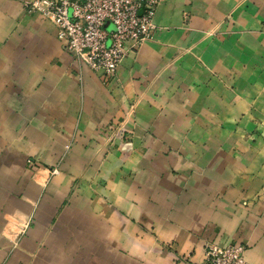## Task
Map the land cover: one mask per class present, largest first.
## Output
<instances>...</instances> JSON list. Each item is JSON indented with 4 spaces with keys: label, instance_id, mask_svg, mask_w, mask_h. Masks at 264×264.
Masks as SVG:
<instances>
[{
    "label": "crops",
    "instance_id": "crops-1",
    "mask_svg": "<svg viewBox=\"0 0 264 264\" xmlns=\"http://www.w3.org/2000/svg\"><path fill=\"white\" fill-rule=\"evenodd\" d=\"M24 1L0 0V264H121L122 245L131 255L153 245L124 215L138 216L141 206L190 264H206L205 236L219 246L244 244L247 263L264 264V217L235 209L234 167L217 168L212 141L198 146L208 148L213 172L178 188L153 161L159 155L181 164V152L173 157L168 148L186 152L194 145L201 95L221 83L212 75L235 83L232 92L226 87L239 97L226 99L233 110L250 117L251 104L264 103V0H163L156 30L138 49L127 44L115 77L80 61L58 39L56 25L27 12ZM133 100L151 133H134L130 178L121 177L114 156L104 166L113 173L107 181L90 169L74 190L72 173L89 168L103 126ZM68 142L73 148L53 175ZM217 169L229 176L219 177ZM164 257L169 263L171 253Z\"/></svg>",
    "mask_w": 264,
    "mask_h": 264
},
{
    "label": "rangeland",
    "instance_id": "rangeland-1",
    "mask_svg": "<svg viewBox=\"0 0 264 264\" xmlns=\"http://www.w3.org/2000/svg\"><path fill=\"white\" fill-rule=\"evenodd\" d=\"M112 24H107L106 29L111 30ZM212 75L219 80L220 86L212 91H204L205 95H201L203 104L196 108L203 115V120L196 123L193 128L194 131L199 132L197 138L194 139V145L189 147L188 151H180L174 148H168V155H174L178 157V153L182 154V161L179 166H176L175 161L166 164L165 159L159 155H155L153 161L159 164V167H166L165 175L170 174L169 178L173 180L174 185H180L182 180L189 181L193 177H209L211 171L213 172V166L210 165L208 148H201L198 145H209L205 141H212L214 143L215 151H211L216 156L217 168H219L220 162H228L234 167L233 179H237L238 185L235 186L239 189V195L233 201L235 209L242 210L248 213L250 216L256 214L257 219L261 220L264 217V103H253L249 107L250 117L247 113H243L241 110L237 112L233 110V106L226 105V101L230 99H238V94L234 90L235 94L229 96L226 94V87L230 92L233 88L231 85H226L224 75L218 74ZM204 77V76H203ZM106 77L104 81H106ZM211 80L210 77L205 78L204 81ZM105 84V83H104ZM256 92V91H255ZM254 96V102L258 101V93ZM211 96L213 100L211 99ZM139 97V95H138ZM227 99V100H226ZM262 99V98H261ZM209 102L214 103L213 105ZM138 102L133 100L128 107L121 106L124 111L123 114H115L108 120L103 126V140L97 149L90 155V163L87 165L89 168H85L80 175L72 173L74 183L73 189L79 188L80 180L85 177L86 173L96 172L95 178L100 179V183L105 179H109L112 176L111 170L104 171V166L110 161L115 159L120 163L122 173L121 177L131 176V170L126 168L128 161H131V156L135 155L134 151V133L136 130H142L144 135H147V131L151 133L148 125L144 121H140L137 117ZM126 106V105H125ZM141 138V137H140ZM145 137H143V140ZM202 142L201 144H198ZM73 148V142L65 143V153L57 165L51 168L52 174H59L61 171L60 165L62 161H65L66 156ZM114 152V153H113ZM101 161V162H100ZM100 162V163H99ZM166 164V166H165ZM180 167L184 168L182 170ZM74 172V171H73ZM142 172V169L138 170V174ZM218 176L228 177L229 173L217 169ZM79 176V177H78ZM141 176V175H140ZM160 177V175H159ZM165 177V176H164ZM163 177V178H164ZM93 178V177H92ZM93 178V179H95ZM130 178V177H129ZM177 178V179H173ZM92 179V180H93ZM98 179V180H99ZM96 181V183L98 182ZM170 180V182L172 181ZM95 182V180H93ZM106 183H102L105 185ZM125 186L123 187V189ZM184 189V186L183 188ZM188 185H186V189ZM177 193L174 194V196ZM170 196L169 197H174ZM219 198H222V190L219 192ZM220 200H218L219 202ZM217 202V203H218ZM158 203V202H156ZM178 201L174 202L176 205ZM142 212L138 216H132L128 211H124V215L130 219L134 225H136L138 236L142 239L152 238L153 243L151 249L139 250L136 255H131L128 247L122 245V253L125 255L121 260V264H136L133 260H129L130 256H134L137 259V264H146V261L153 258L156 264H190L189 257L186 255H177L174 250V240H164L160 234L157 233L156 224L154 221H146L148 217L144 213V206ZM259 207V209H257ZM230 209H233L231 207ZM229 215H232V211L225 209ZM233 216H238L237 214ZM157 218V217H154ZM154 224V225H153ZM204 238V250L206 251L211 245H218L209 237ZM219 246V245H218ZM126 253V254H125ZM149 253V254H148ZM164 253H171V260L169 263L162 258ZM153 255V256H152ZM148 256V258H146ZM130 261V262H129ZM108 264V262H107Z\"/></svg>",
    "mask_w": 264,
    "mask_h": 264
},
{
    "label": "built area",
    "instance_id": "built-area-1",
    "mask_svg": "<svg viewBox=\"0 0 264 264\" xmlns=\"http://www.w3.org/2000/svg\"><path fill=\"white\" fill-rule=\"evenodd\" d=\"M163 0H25L29 13H39L57 27V37L80 61L115 77L127 53L138 49L156 30ZM112 24V29H106ZM244 244L211 245L206 264H248Z\"/></svg>",
    "mask_w": 264,
    "mask_h": 264
}]
</instances>
